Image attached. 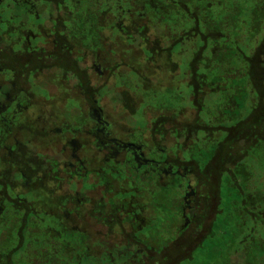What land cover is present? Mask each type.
Wrapping results in <instances>:
<instances>
[{"label": "flooded vegetation", "instance_id": "flooded-vegetation-1", "mask_svg": "<svg viewBox=\"0 0 264 264\" xmlns=\"http://www.w3.org/2000/svg\"><path fill=\"white\" fill-rule=\"evenodd\" d=\"M217 1L0 0V264H178L225 215Z\"/></svg>", "mask_w": 264, "mask_h": 264}, {"label": "trees", "instance_id": "trees-1", "mask_svg": "<svg viewBox=\"0 0 264 264\" xmlns=\"http://www.w3.org/2000/svg\"><path fill=\"white\" fill-rule=\"evenodd\" d=\"M217 2L222 4L223 0ZM238 12L232 19V14ZM248 27L252 31L245 34ZM225 43L228 46L225 49V89L229 103L225 101L221 158L211 171L213 179L220 182L214 193L217 201L213 209L216 212L226 205L229 209L233 206L234 214L239 212L242 218L241 222L237 220L239 227L247 222L245 231L235 240L237 248L228 257L227 264H246L248 259L252 260L251 264H258L264 260V184L260 176L257 182L255 179V171L258 173L261 169L257 159L264 161V0H225ZM240 62L245 68L239 67ZM261 167L264 169V165ZM227 185L232 204L226 197ZM209 224L211 230L212 223ZM209 235L212 237L213 233L203 231L196 239Z\"/></svg>", "mask_w": 264, "mask_h": 264}, {"label": "rangeland", "instance_id": "rangeland-1", "mask_svg": "<svg viewBox=\"0 0 264 264\" xmlns=\"http://www.w3.org/2000/svg\"><path fill=\"white\" fill-rule=\"evenodd\" d=\"M238 15L239 12L237 14H232V19H234L233 17H237ZM244 26L246 28L247 24H245ZM251 31L252 28L248 27L245 31V34H248ZM240 63L244 65L242 62ZM182 89L184 90V93L186 94L188 93V87L186 88L182 87ZM161 94L165 95L167 93L164 94V92H162ZM141 121H142L141 118H139V122ZM218 160H219V154L217 155L214 154L211 160V167L214 168L215 166H217ZM257 160H258L259 168H261L263 171L261 169L260 172L258 171V173L257 170L255 171L256 182L258 181L259 176L261 179L262 178L264 179V169L261 167L262 165H264V161H262L260 158H258ZM261 179L260 181L263 185L264 181H262ZM209 183L210 185L208 186V189H206L208 197H206V200L205 197L202 198L201 202L209 204L210 207L209 215L212 217V214L214 213L213 203L217 201V197L214 195V193H216L217 189L219 188L218 185L220 182L218 179L212 178V181H210ZM228 186L229 185H227V189L225 188V191L227 190L226 197L228 199V202L232 204L233 202L230 200L232 198L231 196H229ZM221 210H220L221 211L220 214L225 213V217L219 216V221L215 219L212 220V218H210L209 222L212 223L211 225L212 229L207 234L213 233L212 237L209 235L205 239L198 238L192 241H189L188 239L187 240L184 239L183 241H181L180 239L177 240L176 238L175 239L172 238L169 241V243L165 247L168 246L172 250L171 251L172 260L174 259L179 260L178 264H227L228 263V257L237 248V244L235 243V240L237 239L238 234L241 235L243 234L242 232L245 231L246 229L245 225L247 222L244 223L245 225L239 227L238 221L241 222L242 218L240 217V214H238L239 212L237 213L235 212L236 214H234V210L236 209H234L233 206H231V208L229 209L228 205H226L225 208L224 209L222 208ZM217 214H218V210H217ZM218 223L220 224L217 230L215 225ZM238 230H240V232H238ZM159 249H163V247L160 246ZM170 263H171L170 261L167 262V264Z\"/></svg>", "mask_w": 264, "mask_h": 264}]
</instances>
